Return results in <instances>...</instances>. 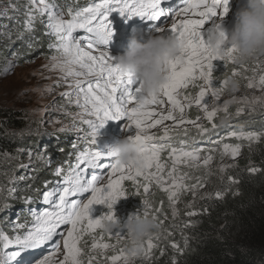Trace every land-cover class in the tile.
<instances>
[{
    "label": "rangeland",
    "instance_id": "obj_1",
    "mask_svg": "<svg viewBox=\"0 0 264 264\" xmlns=\"http://www.w3.org/2000/svg\"><path fill=\"white\" fill-rule=\"evenodd\" d=\"M49 2L56 6L55 10L57 12L62 11L59 10L60 6L55 0H49ZM38 6V0H36L35 6L31 0H0V108L13 110L20 114V118L23 117L25 120L20 128L9 130V134L23 145L17 148L16 153L8 151L0 152V200L6 198L8 201H14L12 205L0 208V230L7 236H15L9 231L10 228L20 231L26 227L34 229L41 225V221H38L34 214L43 213L40 212V207L46 206L47 204H50L54 209L55 203L58 200L59 190L61 189L60 185L64 183V178L69 174L75 176L74 169L77 156L84 149L93 146L90 143L92 139L91 133L99 128L100 123L96 117L89 115L80 106L84 104V99L83 95L78 93L75 81L77 79L83 81L85 78L66 76L58 68L53 70L52 65L54 61L51 57L53 55L59 56L60 54L55 49L48 47L50 43L55 42V36L49 28L47 13L41 14L35 11V7ZM165 12H169V10ZM30 13L34 17L31 30L27 27ZM182 17H184L183 13H181L180 17L171 16V19L163 27L169 30L171 23L182 19ZM63 18L67 20L70 17L64 16ZM226 23L227 21L222 20V26ZM210 26L211 22L207 23L205 30ZM155 31L157 32L151 31L150 35L163 34L167 36L171 33L170 31L160 33L158 29ZM78 35L79 33L76 29L73 33L74 38L80 41L82 48L88 50V42ZM138 35L144 36L145 39L149 36L145 35V33ZM129 38H127V42ZM103 50L108 52L112 58L123 54L119 52L112 53L113 51L106 49ZM92 51L93 54L99 55V50ZM256 58L264 62V59L260 56L257 55ZM221 62L222 60L213 61L212 83L222 78ZM72 67L76 71H86L79 68L78 65H72ZM5 68H10V71L5 73ZM87 79L91 80L95 86L98 77L91 76ZM250 81H252L251 77H240L235 92L232 93V89H227L221 95L219 94L218 99L214 98V100H212V96L210 97V95L205 97L209 110L213 108L219 109L211 123L205 119L204 112L195 104L185 109L183 114L185 119L194 120L197 124L205 128L213 124H218L226 118H231L223 110V106L225 105L224 101H264V88L259 86L250 88L248 87ZM202 84L203 81L197 80L187 89H181L179 98L183 100L184 95L195 97L198 95ZM221 92L222 90L220 89ZM64 93H68V95H64ZM116 98L119 100V92H117ZM78 100L79 103H77ZM124 107L131 106L125 104ZM152 107L159 112L166 110L170 106L165 104L163 106ZM177 116L179 117V113H177ZM198 117L199 119H197ZM84 120L92 121V125L89 126V124L84 123ZM129 123L127 117L119 121H108L106 126L100 130V135L97 137L96 143L103 142V144H111L118 139L129 137L132 134L134 135V126L130 129L126 127ZM176 124L177 122L174 121H164L162 125L149 129V133L156 137H164V129L169 128V135H173L172 144H174L176 140L178 141L177 143H182L188 138L187 136H191L194 132H199V129L192 124L186 123L178 127ZM258 126L262 128L261 124ZM230 128L237 129L240 126L238 127V122L225 123L218 130H227ZM241 128L239 131L242 130V133H256L254 129L251 130L247 127ZM196 133L194 137L197 135ZM32 139L35 141L39 140L40 143L34 147V145H30ZM231 140L242 141L236 137H232ZM186 144L188 145V143ZM237 144L241 145V148L240 154L235 158L224 153L223 146H218L211 151L203 150L200 152L201 161L199 162V166H194L192 162L177 165V171H180V174L185 176L183 183L188 185L189 188L192 185H197L193 190L186 189V192L179 196V198L183 196L190 198L195 194V197L202 195L210 196L212 189L217 188V185L213 184V182H216L222 175L224 176L229 173L237 164H244L246 159L251 157L248 156L250 153L264 150V140L262 137L251 142L244 140V142ZM237 144L232 143L229 145L235 146ZM189 147L195 148V146ZM53 152L54 156H51ZM57 155L62 159L54 160ZM207 155H211L213 158L207 166H203L202 159ZM169 159H161V163L168 165L170 164ZM58 168L61 169L60 175L56 174ZM171 168L172 166L168 168V171ZM106 172L108 174V171ZM167 172L163 173L166 182L168 181ZM198 176L202 181L206 180L209 185L205 188H199L198 183L196 184ZM108 178L109 175L99 180L97 182L98 186H106ZM114 178H118V175ZM136 180L138 183H133L131 180L122 182L120 190L124 194L121 197L126 198L120 197L118 202L112 207L114 216L119 218L121 223L131 215L140 214V211L151 207L154 204L153 201L159 195L166 193L154 181L149 185V191L145 193L143 186L147 182L142 177H137ZM237 183H239V180H236L234 183L235 186ZM184 190L181 189L180 191ZM44 191L54 193L50 202L47 204L42 198ZM235 191H237L236 187ZM88 198H90V193H87L81 199V203H86ZM177 200L178 198L174 204H169L171 211H179V207L176 204ZM184 200V198L181 199L179 204ZM145 201H147V207L143 205ZM187 205L189 206L186 209L187 213L192 211L191 208L197 209L199 207L194 198H190ZM31 208H33L32 211L30 210ZM34 209H36V212H33ZM134 209H136L135 213L132 211ZM108 211L109 209L104 205H93L90 214L95 219ZM194 216L196 217L197 214ZM157 223L160 226L158 231L143 241L142 253L138 257H130L128 255L129 238L127 236L117 241L115 237L110 238V234H106L101 229H98L95 236L99 237L103 235L105 242H109L115 245V247H111L103 252L99 249L92 251L93 236L84 235L79 242V247L82 250L80 259L83 264H88L90 257H95L93 264H110V261L106 257L119 254L122 251L128 258L126 264H150V262H153V254L158 253L159 246L168 245V248H174L172 245L177 240L168 231H174L179 237L182 235V230L176 225H171L167 229L162 222L159 221ZM66 227L61 226L58 229V233L66 234ZM121 232L122 234L126 233V230ZM9 238L11 239V237ZM149 238L152 239L155 247L151 250L150 255H146V242ZM56 239L59 240L58 243L61 245L59 250L44 255L37 259L34 264H37V261L44 257H50L51 264H58V261L63 258L64 249L63 241L59 234ZM120 264H125V262L120 261Z\"/></svg>",
    "mask_w": 264,
    "mask_h": 264
},
{
    "label": "snow or ice",
    "instance_id": "obj_2",
    "mask_svg": "<svg viewBox=\"0 0 264 264\" xmlns=\"http://www.w3.org/2000/svg\"><path fill=\"white\" fill-rule=\"evenodd\" d=\"M33 5H36V0H31ZM162 0H102L100 3H94L91 6L85 7L80 11L72 13L71 10L67 13L70 17L65 20L62 11L57 12L56 6L50 3L49 0H38V7L35 11L41 14L47 13L49 28L55 36V42L49 44L50 49H55L60 55H53L51 59L54 61L53 70L59 69L66 76L84 77L83 81L77 79L75 86L78 93L83 95L84 104L80 105L89 115L96 117L99 120V127H103L110 120H123L127 117L130 122L126 125L128 129L134 126L135 134L128 138L146 144L139 154V164L129 163L117 167L114 163L103 164L104 158H109L105 153L95 150H86L77 156V165L75 166V176L79 177L82 187L77 190L73 187L72 174L64 178V186L59 192L58 201L51 211L34 214L41 225L27 232L23 237L16 236L15 239H10L9 236L0 232V242L3 243L5 249L9 245L15 244L19 246V250L12 251L8 254L7 259L15 260L21 257V253L28 249H35L48 242L56 244V250L60 248L59 243L54 239L59 234L63 241L64 254L63 258L58 261V264H83L80 257L82 250L79 247V242L84 235H92L93 243L92 251L97 249L107 250L115 245L105 242L103 235L96 237L95 233L101 229V223L104 219H113L114 212L112 207L115 202L123 196L120 190L122 182L131 180L133 183H138L136 178L142 177L147 183L143 186L145 193L149 191V185L154 181L162 190L168 192L169 201L175 203V198L181 189L193 190L197 185H192L189 188L183 181L185 176H177V165L181 163L192 162L194 166H199L201 161L200 152L202 150L184 151L171 148L169 158L172 161V168L167 172L168 181H165L163 175L166 165L161 163L160 154L165 149L164 144H158L155 141L158 139L155 135L149 133V129L156 128L162 125L164 121L177 122L176 126L183 124H192L197 127L200 132H206L208 129L197 124L194 120H186L184 112L186 108H190L193 104L201 108L204 112V117L210 123L217 115L219 109L213 108L209 110L206 96L211 95L214 98H219L220 88L226 85L224 81L219 87L215 86L212 81V69L214 60H223V62H233L232 56L234 48H228L225 56L219 57L214 55L207 43L205 25L214 18H223L227 12L228 0H183L184 6L179 11L173 10L170 15H166L161 7ZM118 12L122 17H142L148 20L156 21L162 15L166 16L165 21L171 19V15L180 17L183 13V19L171 23L169 30L173 35L182 41V52L171 61L168 62L169 78L168 83L162 87L159 96H152L144 101H141L136 95V86L131 74H121L114 65L113 58L108 52L103 50L102 46H106L110 38L114 35L109 14ZM191 17V18H189ZM33 15L29 14L27 27L31 30ZM76 29H86L88 33H92L93 37L88 40L87 49L80 46V41H77L73 33ZM159 30V29H158ZM92 50H99V55L93 54ZM63 57V58H61ZM72 65H78L79 68L86 71H76ZM10 68H5L7 73ZM237 73L234 71L233 75ZM96 76L95 86L88 77ZM201 80L203 84L200 86L198 95L191 97L184 95L183 100L180 97V90L187 89L193 85L195 81ZM101 81H103L101 83ZM86 85V86H85ZM253 82H249L248 87H253ZM257 86L264 88V75L260 76ZM119 92V100L116 94ZM68 95V93H64ZM166 98V99H165ZM79 103V100L77 101ZM131 107H124V105ZM169 105L166 110L157 112L152 106ZM90 106V108H89ZM223 110L227 112V105L223 106ZM243 109L237 110V115ZM179 113V117L177 116ZM199 119V117L197 118ZM89 126L92 121H83ZM216 127L215 124L212 125ZM169 128L164 129V137L169 136ZM240 140L249 142L260 139L257 133H235L231 134ZM91 145L95 146L97 142V130L91 133ZM160 139H163L161 137ZM241 145L235 146L224 144L223 151L231 155L233 158L240 154ZM211 151V150H210ZM211 155L203 157L202 164L207 166L212 160ZM81 165H84L81 168ZM100 167L110 168L108 183L104 187L98 186V181L102 179L101 175L93 174L91 169ZM154 169V171H153ZM251 173H256L259 169L252 167L249 169ZM61 169L56 170V174L60 175ZM118 178H114L117 177ZM235 183L236 181H230ZM167 184V186H166ZM90 193V198L86 203H81L80 200L71 199ZM54 193L44 191L42 193L43 201L47 204L50 202ZM222 192H217L216 197L222 198ZM93 205H104L109 209L107 213L102 214L95 219L92 218L90 212ZM147 207V201H145ZM145 215L148 213L145 211ZM176 214L175 211L173 213ZM197 213L188 212V216H194ZM61 226L66 227V234L58 233ZM127 236V233L121 231L111 233V237H115L117 241ZM147 247L145 254L150 255L151 250L155 247L152 239L149 238L146 242ZM174 248L178 246L172 245ZM110 264H120V261L127 262V256L121 251L119 254L106 257ZM95 257H90L88 264H93ZM0 264H7L6 259L0 258ZM37 264H51L50 257H44L37 261Z\"/></svg>",
    "mask_w": 264,
    "mask_h": 264
},
{
    "label": "clouds",
    "instance_id": "obj_3",
    "mask_svg": "<svg viewBox=\"0 0 264 264\" xmlns=\"http://www.w3.org/2000/svg\"><path fill=\"white\" fill-rule=\"evenodd\" d=\"M235 5H242V8L239 10H236V8L234 9V7L232 8L233 10L230 9V6ZM228 7L230 10L227 14L222 19L214 18V20L211 21V26L206 32V43L214 55L223 57L228 48L235 49L232 56L233 62H223L222 60V78L215 80L213 84L219 87L224 81H227L226 84L229 86L228 89H235L238 86L240 77L247 76L252 78L251 82H253V87H258L254 84V80L256 79L258 82L260 76L264 75V62L256 58L258 55L264 59V0H229ZM222 20L227 21L223 26ZM158 31L163 33L167 30L161 27ZM181 52L182 41L173 34L167 36L163 34H153L145 39L134 30L123 54L113 58V63L117 66L121 74H131L136 86V95L141 101H144L152 96L160 95L162 87L168 83V62L177 57ZM234 71L237 73L236 75H233ZM220 89L222 90L220 93L221 95L226 91V85ZM211 98L214 100V97ZM224 102L229 106L227 112H224L231 118H226L218 124H215V128L212 126L205 127L208 129L206 132L199 131L197 133H192L191 136H187L188 138L182 143H177L178 141L176 140V143L171 146H165L164 151L160 154V158H169L171 148H175L178 151L181 149L184 151H210L224 144L242 143L244 140H231V138L234 137L231 135L233 132L237 134L242 133V130L239 131V129H242L241 127H247L251 130L254 129V132L258 133L264 140V101L245 102L227 100ZM238 109H243L239 115H237ZM202 120H204V118H202ZM232 122H238V127L240 126V128L218 130L221 125ZM106 124L97 129V137L100 135V130L104 128ZM259 124L262 125V128L258 126ZM195 133L197 135L194 137ZM206 133H208V135L205 136ZM210 137H212V139H208ZM206 139L209 141L205 143L204 141ZM201 141L203 142L199 143ZM186 143L192 144L187 145ZM189 146H195V148ZM105 147L107 151L104 153L112 159L117 167L129 163L139 164V154L145 148L142 142L129 139L128 137L118 139ZM169 160L170 164L166 165L164 172H167L168 168L172 166V161L171 159ZM242 166L243 164H237L234 169H231L230 172L224 176L222 175L216 182H213V184L220 183L224 178L230 177L231 174H235L241 170ZM176 175L178 177L182 176L180 171H177ZM71 179L73 181V187L77 190L81 189L82 184L79 177L72 176ZM197 179L196 184L198 183L199 188L203 187L200 183L205 182V187L209 185L206 180L202 181V179H199V176ZM232 180L233 179H231V181ZM184 192H186V189L184 191H179L175 198V200L178 198L176 203L178 207L180 206L179 201L183 198H187L186 196L179 198ZM168 196V192L159 195L155 200L157 203L153 201L154 204H152L151 207L140 211V214L131 215L123 223L115 216L113 219H104L101 223V230L106 234L126 230L127 237L129 238L128 255L130 257H138L142 253L143 241L158 231L160 226L157 222H162L167 229L171 227V225H176L182 230V235L179 237L174 231H168V233L176 238L177 241H175V244L178 247L168 248V245L159 246L157 250L158 253L153 255L160 257L171 254L184 256L190 248V233L195 225L192 219L179 218L180 215L178 211H175V215L173 214L174 211L169 209V204L171 202ZM143 205H145V203H143ZM135 210L136 209L132 210L134 211L133 213L136 212ZM145 211L148 215L144 214ZM169 212H171L172 217L168 215ZM16 232V230L12 229L11 233L15 236L9 237L15 239L17 236Z\"/></svg>",
    "mask_w": 264,
    "mask_h": 264
},
{
    "label": "trees",
    "instance_id": "obj_4",
    "mask_svg": "<svg viewBox=\"0 0 264 264\" xmlns=\"http://www.w3.org/2000/svg\"><path fill=\"white\" fill-rule=\"evenodd\" d=\"M235 91L232 89V93ZM19 116L13 110L0 108V152L16 153L20 147L9 134V130L20 128L25 121ZM250 154L241 170L215 184L217 188L212 189L210 196L190 197L199 205L197 209L191 208L196 217L186 212L190 198L180 204L179 218L192 219L195 225L187 253L160 258L153 255L150 264H264V150ZM252 167L259 171L251 173ZM231 179L239 183L235 186ZM200 184L205 187V182ZM218 191L224 194L222 198L216 197ZM168 215L172 217L171 212Z\"/></svg>",
    "mask_w": 264,
    "mask_h": 264
},
{
    "label": "bare ground",
    "instance_id": "obj_5",
    "mask_svg": "<svg viewBox=\"0 0 264 264\" xmlns=\"http://www.w3.org/2000/svg\"><path fill=\"white\" fill-rule=\"evenodd\" d=\"M182 5L184 4V3H181ZM179 7H181L180 5H179ZM157 31H155V33H156ZM170 34H172V33H170ZM146 35L148 36V35H150V31H148V33H146Z\"/></svg>",
    "mask_w": 264,
    "mask_h": 264
}]
</instances>
